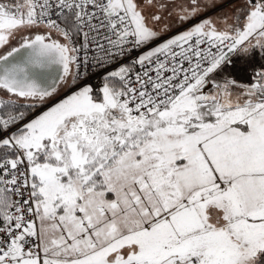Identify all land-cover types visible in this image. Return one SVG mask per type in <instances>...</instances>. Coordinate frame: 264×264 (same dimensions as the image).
<instances>
[{
	"label": "snow or ice",
	"instance_id": "6c2138e0",
	"mask_svg": "<svg viewBox=\"0 0 264 264\" xmlns=\"http://www.w3.org/2000/svg\"><path fill=\"white\" fill-rule=\"evenodd\" d=\"M0 264H264V0H0Z\"/></svg>",
	"mask_w": 264,
	"mask_h": 264
}]
</instances>
